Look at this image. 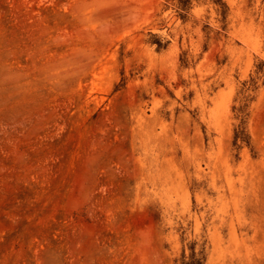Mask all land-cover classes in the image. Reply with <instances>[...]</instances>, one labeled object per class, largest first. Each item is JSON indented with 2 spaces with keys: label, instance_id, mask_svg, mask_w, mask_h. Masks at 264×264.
Instances as JSON below:
<instances>
[{
  "label": "rangeland",
  "instance_id": "374dc122",
  "mask_svg": "<svg viewBox=\"0 0 264 264\" xmlns=\"http://www.w3.org/2000/svg\"><path fill=\"white\" fill-rule=\"evenodd\" d=\"M0 264H264V0H0Z\"/></svg>",
  "mask_w": 264,
  "mask_h": 264
}]
</instances>
